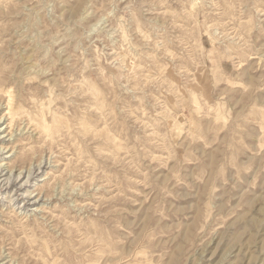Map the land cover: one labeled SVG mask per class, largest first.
I'll return each instance as SVG.
<instances>
[{"label": "rangeland", "instance_id": "1", "mask_svg": "<svg viewBox=\"0 0 264 264\" xmlns=\"http://www.w3.org/2000/svg\"><path fill=\"white\" fill-rule=\"evenodd\" d=\"M0 264H264V0H0Z\"/></svg>", "mask_w": 264, "mask_h": 264}, {"label": "bare ground", "instance_id": "2", "mask_svg": "<svg viewBox=\"0 0 264 264\" xmlns=\"http://www.w3.org/2000/svg\"><path fill=\"white\" fill-rule=\"evenodd\" d=\"M6 92V91H5ZM7 93H9V92H7ZM19 100V99H18ZM11 101V100H10ZM14 106V105H13ZM8 109V108H7ZM17 110V109H16ZM12 112V111H11ZM21 113V112H20ZM45 124V123H44ZM41 137V136H40Z\"/></svg>", "mask_w": 264, "mask_h": 264}]
</instances>
